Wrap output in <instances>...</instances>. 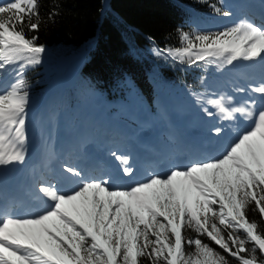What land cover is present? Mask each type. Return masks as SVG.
Instances as JSON below:
<instances>
[{"label":"snow or ice","instance_id":"1","mask_svg":"<svg viewBox=\"0 0 264 264\" xmlns=\"http://www.w3.org/2000/svg\"><path fill=\"white\" fill-rule=\"evenodd\" d=\"M210 7L225 18L233 15L216 4ZM39 8V0L0 4V77L14 74L10 85L0 89V167L23 164L27 154L24 72L42 63L46 48L26 30H39ZM55 15L51 12L48 19ZM179 43L154 49V54L189 67L203 62L205 68L222 70L242 61L258 63L264 71V24L247 18L219 31H181ZM236 91L248 98L221 95L207 101L215 113L203 109L209 117L233 121L239 114L247 122L219 156L174 165L164 173L148 171L138 180L130 158L113 152L115 174L90 176L64 165L60 180L38 185L35 213L0 210V264H229L200 237L237 264H264V75ZM214 132L219 136L222 129ZM61 181L70 182L72 190L65 191ZM249 209L261 219L250 220Z\"/></svg>","mask_w":264,"mask_h":264},{"label":"trees","instance_id":"2","mask_svg":"<svg viewBox=\"0 0 264 264\" xmlns=\"http://www.w3.org/2000/svg\"><path fill=\"white\" fill-rule=\"evenodd\" d=\"M39 3L40 28L37 32L26 30V35L38 36L36 43L44 45V53L53 60H80L78 85L84 86L91 79L103 88H115L127 78L141 86L149 74L154 75L156 85L163 86L164 78L173 82L175 74H185L182 69L186 65L175 66L157 57L153 50L180 47L179 33L195 32L190 26L192 11L194 20L218 16L210 7L217 5L215 0H39ZM53 11L57 15L48 19ZM161 67L170 73L166 76ZM187 67L195 73L181 83L191 86L200 77V70L198 66ZM42 70L43 67H37L25 72L29 96L39 98L45 93ZM146 88L152 90L149 85ZM247 216L250 220L261 219L251 209ZM187 235L195 237L192 232ZM200 238L225 255L229 264H237L236 258L224 253L214 242Z\"/></svg>","mask_w":264,"mask_h":264},{"label":"rangeland","instance_id":"3","mask_svg":"<svg viewBox=\"0 0 264 264\" xmlns=\"http://www.w3.org/2000/svg\"><path fill=\"white\" fill-rule=\"evenodd\" d=\"M222 1V4L224 5V1ZM231 0L226 2L227 6L228 2H230ZM217 24L214 27H207L205 26V28L202 29V31L204 32H210V31H219L222 30L223 28L230 26L234 23L232 22H228L226 20H219L218 22H216ZM45 54V53H44ZM46 56L43 57L42 59V63H40L39 65L35 66V67H29L25 70L28 71L29 69H33V68H37L42 66L43 67V74H44V82H51L54 78H63V79H68L69 74L77 73V70L80 66V63L78 61L77 58H73V59H64V60H53L51 57H49L47 54H45ZM213 66V71L212 73H210L209 76V84H211V82H218L221 81V79H223L225 77V67L222 70H218L215 65ZM228 70V69H227ZM24 72V74H25ZM228 72V71H227ZM229 74V73H228ZM13 75L14 74H9V73H5L2 77H0L1 83L4 85H1L0 83V89L6 88L8 85H10V83L13 81ZM229 78H227V80H223L222 83H216L213 84L212 87L213 89H215L218 94L219 92H224L225 95L230 96L231 93L233 91L236 90V86L235 88L232 89V84L234 85V83H231L230 80V75H228ZM224 83L228 84L226 86H224ZM215 85H219L221 86L219 90H217V86L215 87ZM127 88L128 91H126V96L123 100L120 99H112L111 101L109 100V98H107L106 94L101 92L100 90L93 88V86L91 84H89L88 86H86V84H84V86H79L78 83L76 81H68L66 82L64 89L62 90V92L60 94H58L57 96L53 97L46 105V114L47 116L53 120V121H57L60 118H62L65 115V110L69 109L70 111H72L75 116L81 120L82 123H89L90 121V116L88 114V112L86 111V108H92L94 110H98V111H110L115 117L118 118H122V115L119 112H115L113 111L112 107L114 105L117 104H123L125 106V108H127L129 111H131L132 113L126 111V110H122L121 112L125 114L124 117L126 118H130L134 124H142L144 122L145 118V113L140 111L137 112L136 114H133L134 112L138 111L139 108H146V105L140 101L139 96L136 93V86L135 84H133V82L131 80H128L127 83ZM73 90H77L79 91H86V93L84 95H82L80 93V95L78 96V99H75V97L73 96ZM73 99V101H72ZM37 98L36 97H32L29 96V103H28V108L27 111L30 110V112L32 111V109H34L36 107V102ZM72 101V102H71ZM33 107V108H32ZM152 110L154 111V113H158L160 112V110H162V107H160L158 110L152 108ZM180 120L182 121V123H185L186 125H190L191 122L190 121H194V125L195 126V130L200 131L204 134H209V129H207L206 125H204L203 123V117L204 115L201 113H197L196 111L192 110V112H189L185 109H181L180 110ZM163 116H166L165 113H162ZM191 116H195V118H191ZM143 119V120H142ZM165 119V118H164ZM219 119H221V117H219ZM138 120V121H137ZM218 121V115L217 117L214 119ZM32 120L29 116H27V125L31 124ZM167 125V123H165ZM73 126V125H72ZM46 127V125H42V130ZM139 127V126H138ZM74 129H76L75 127H73ZM150 129V128H148ZM177 128L173 127V130H176ZM223 127H222V132H223ZM173 130L171 131V133L173 132ZM29 131V127H27V132ZM31 133L32 130H31ZM43 133V131H42ZM39 134V136H42L43 139V143H45L48 147L50 146V143H48V139H46L45 137H43V135ZM177 135V134H176ZM223 135V133H222ZM221 135V136H222ZM219 136V137H221ZM218 137V138H219ZM32 138V137H31ZM30 142V137L29 139H27V149ZM52 167V166H50ZM250 244H246V247H250ZM244 254V253H243ZM259 257V253L257 254Z\"/></svg>","mask_w":264,"mask_h":264},{"label":"bare ground","instance_id":"4","mask_svg":"<svg viewBox=\"0 0 264 264\" xmlns=\"http://www.w3.org/2000/svg\"><path fill=\"white\" fill-rule=\"evenodd\" d=\"M6 0H0V3H3ZM229 1V0H228ZM234 1H238V0H231L230 2H228V5L232 6V4L234 3ZM229 75H230V82L234 83V85L237 88L240 87H245L247 88L250 84H255L257 83L261 76L264 75V71H262L261 65L258 63H254V64H247L244 63V67L241 68L238 71H232L230 69L227 70ZM228 85L227 83H224V86ZM217 85H215L216 87ZM221 86H217V90L220 89ZM231 97H233L234 101H240L243 99L248 98L247 93H239L236 90L233 91L230 95ZM253 98L255 99H259L258 97L255 96V94H253ZM221 126L224 128L223 129V135L221 137H217L215 139V141L211 140V139H205L208 142V147L209 146H215L218 149V153L221 154L223 152V150L225 149V147L230 144L231 140H235L236 137L239 135V133L243 132L246 127H247V122L244 120L243 117H241L239 114H237L236 119L233 121H227V120H223V119H219ZM115 130H117L118 132L122 133L121 130L123 131L122 134L126 135L129 134L128 132V127L126 125H124L123 123H119V125H117V127L115 128ZM173 130V128H171V131ZM182 131L181 129L178 131L180 132ZM188 135L193 136L196 140H200L198 139V135L195 133H192L190 130H186ZM139 139L145 141V137L147 136L146 134L142 133L137 135ZM177 136V135H176ZM85 137H90V136H85ZM128 139H135V136H127ZM34 139V135H32L31 141H33ZM177 141L181 142L178 138H176ZM78 141H84L83 137H78ZM179 142H175V147L178 150H181L182 146L181 143L179 144ZM83 143V142H81ZM215 143V144H214ZM31 146V145H30ZM65 148H67L66 145H63V143H57L56 141L54 143H52L51 145V149H50V155L47 159H45V164H47L50 160H51V156L55 155L56 153H58V151L64 152ZM132 153L131 151L129 152V154ZM128 155V152H127ZM200 155V154H197ZM83 159H85V161H87L88 163L86 164H90V161L88 160L89 158L85 155L84 157H82ZM61 159V158H60ZM59 159V160H60ZM63 164L64 165H70L72 167L76 168V165L74 163H70L68 161H57L56 164ZM29 165H30V161H29ZM60 168H62L61 165H56ZM31 167L27 165V163L24 161L23 164H12L8 167H0V186L2 187L3 184H5V182L7 181H12L14 183H18L21 182L24 178H27L28 175L31 174ZM111 173V171L106 170L105 173ZM55 176H58L57 174H55ZM127 178H124V180H126ZM24 184V183H23ZM61 185H62V181H61ZM34 186H36V180H34ZM73 187V186H72ZM71 187V188H72ZM0 195H4L6 198V192L3 190H0ZM36 192L33 193V197H35ZM13 214L15 215H22L23 212L20 210H17L16 212H13Z\"/></svg>","mask_w":264,"mask_h":264}]
</instances>
